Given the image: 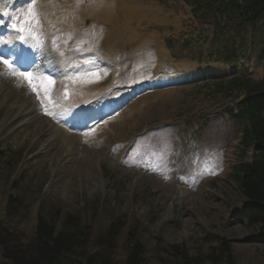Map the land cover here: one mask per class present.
<instances>
[{"label":"rangeland","instance_id":"rangeland-1","mask_svg":"<svg viewBox=\"0 0 264 264\" xmlns=\"http://www.w3.org/2000/svg\"><path fill=\"white\" fill-rule=\"evenodd\" d=\"M4 1L0 0V9ZM67 1H48L51 5V23L60 17L59 14L56 17L58 12L66 13L63 7L68 5ZM74 1L68 2L69 5ZM133 1L137 2L136 17L138 15L140 19L132 20V27L140 25L146 29L144 34L139 33V36L128 39L123 49L111 47L113 54L127 56L114 77L113 91L117 94L133 87L139 89L142 82L156 77L151 73L155 68L153 33L158 36L169 56L167 38H174L178 50L185 53L180 48L182 41L197 34L193 30L197 23L193 24L191 7L188 6L190 11L186 9L183 0H127L125 9ZM38 3L35 0V4ZM29 4L33 5L31 1ZM94 4L95 1L91 0L90 5ZM95 12V9L85 8L82 13L83 18L78 24L85 31L91 27H102V18L94 17ZM132 12V8L127 11L129 18L135 16ZM36 24L41 34L40 24ZM34 25L31 31L38 44L40 36L35 34ZM119 36L122 37L121 34ZM143 36L146 37L144 41H151L150 46L141 41ZM77 38L76 35L69 37L63 47L57 44L60 38L55 36L52 49L56 56L61 55V49L79 50L81 45L83 48L85 41ZM96 39H99V35H95L91 41ZM221 43L206 38L202 50L204 53L214 52L215 55L222 50ZM262 45L261 37L258 44L248 46L246 53L249 59L244 57L233 71L232 66L218 62L198 63L185 59L179 60V64H183L187 71L214 64L211 68L215 72L220 70L229 75L239 72L249 74L251 70L253 78L261 79L264 78ZM88 48L90 50L92 46ZM260 55L263 63H258ZM158 69L164 87L137 92L121 106L112 120L109 119L111 115H107L102 119V124L90 130L74 131V126H69L68 130L75 136L68 140L61 137V132L54 134V128L50 126L55 122L53 111L49 113L45 110L47 103L43 102V98H40V103L33 99L30 104L38 103L43 107L41 112L48 114V125H44L43 118L39 117L42 115L32 107L27 111L24 110L25 106H21L19 111L11 108V104L17 103L16 96H10L8 105L0 103V222L1 218L11 216L7 211L6 192L1 186L4 175L11 174L10 180L23 177L19 180L17 191L23 193L24 190V196L30 194L28 201L43 195L48 205L59 207L62 213L81 211L97 227L112 216L128 223L140 222L150 246L158 238L169 244L188 241V244L194 245L193 240H200L206 233H212L231 241L240 264H264V240L259 230L247 226L241 212L238 213L242 207L238 185L229 177L241 150L240 126L223 114L234 100L226 98L224 93L213 92L203 80H171L170 77L178 72H175L174 62L169 59ZM6 71L5 64L0 62V72L8 76ZM7 82L13 88L14 85L19 86L16 79ZM134 103H138L136 110L129 114L120 112ZM9 109H12L10 113ZM197 112L212 119L202 130V120H192V114ZM22 148L23 165L19 167L21 161L18 155L14 156V162L9 159L13 151ZM227 155H230L229 159ZM250 158L251 150L246 154V159ZM37 206L38 203L34 206L31 202L28 209L20 212L23 233L33 231L39 211ZM94 207H97L95 215ZM42 212L44 215L47 213ZM153 264H158L156 259Z\"/></svg>","mask_w":264,"mask_h":264},{"label":"trees","instance_id":"trees-1","mask_svg":"<svg viewBox=\"0 0 264 264\" xmlns=\"http://www.w3.org/2000/svg\"><path fill=\"white\" fill-rule=\"evenodd\" d=\"M188 1L220 15H224L223 7L239 24H250L253 28L259 19H264V0ZM231 84L232 89L242 87L246 91L235 115L237 123L244 127L241 155L244 157L251 145L257 149L255 158L240 162L231 177L246 206L247 225L264 233V80L245 76ZM10 176L4 175L1 183L11 216L1 218L0 222V264H153L155 259L158 264H240L232 243L219 235L193 240L194 245L188 241L169 244L158 238L150 246L140 222L128 223L112 216L97 227L81 211L62 213L59 207L48 205L42 196L29 202L30 194L24 196V190L17 191L19 181L10 180ZM37 201L39 211L34 229L30 234L23 233L20 212ZM96 210L94 207L93 215ZM42 211L47 213L44 215Z\"/></svg>","mask_w":264,"mask_h":264},{"label":"bare ground","instance_id":"bare-ground-1","mask_svg":"<svg viewBox=\"0 0 264 264\" xmlns=\"http://www.w3.org/2000/svg\"><path fill=\"white\" fill-rule=\"evenodd\" d=\"M41 5H48L47 2H43ZM72 9H74V15H68L67 17L65 16L63 21L59 20L61 22V27H58V29L56 30L55 28V34L58 35H69V36H72L74 35V26L78 28V24L73 22L75 21L77 18H79V13L75 10V7L74 5L70 6ZM39 8H42V7H39ZM44 9V8H43ZM97 9L99 10V14L100 16L103 18L104 20V27L108 28V31H109V34H110V39H112L113 37H116V39L118 38V32H119V29L121 28L122 25H124L125 23H127L128 19V14L125 13V4H124V0H123V3H122V13L121 14H116L114 9V3L113 5L111 4V10L113 9L114 13H110V4L107 0H97ZM136 9L137 7L134 6V11L133 12H136ZM68 19H71V21H69ZM129 27V29L125 30L122 32V34H126L130 31V33H133L132 32V26H127ZM49 28V27H48ZM103 31V34L107 35V32L104 29H102ZM154 37V35H153ZM65 37L62 38V41L64 40ZM104 38V36H103ZM124 38V37H123ZM121 38V39H117L118 42H115L117 45H119L120 47H124L123 44H124V39ZM109 40H107V44L106 46H101L102 48L104 49H107L108 48V42ZM148 42V44L150 43L149 41L146 40V43ZM99 44V42H98ZM154 45V43H153ZM144 46H145V43H144ZM150 46V45H149ZM4 52H7V53H14L16 55L18 54H23L24 51H22V48L21 46H16L14 44V46H10V44H8L6 47H4ZM155 51L157 53L156 55V58H157V64H161L162 62H164L166 59H167V56L168 54L166 53L165 49L161 46V45H157L156 48H155ZM31 51L30 49H28L27 51V54H30ZM92 54V52H91ZM99 53H95V55H98ZM93 55V54H92ZM110 55V54H109ZM107 62V60H106ZM121 62H124L123 59L119 60L118 61V64L121 63ZM62 64L66 67L67 64H68V61L65 60V58L62 60ZM109 64V63H108ZM110 65V64H109ZM178 65V69H179V72L177 74H175L174 76H172L171 78H179L181 76H186V70L184 68V65H180V64H177ZM8 68V67H7ZM51 68L53 69H56L58 72H59V69L60 67H55L53 65H51ZM106 68L107 70L111 68L108 67V65L106 64ZM113 68V67H112ZM10 69V68H8ZM59 73H65L62 69V72H59ZM61 75V78L59 79L60 81V85L57 86L58 89L56 90V94L57 95H60L61 93L64 92V90H67L69 88L68 86V81L69 80H72L74 77L72 75H64V74H60ZM4 73L3 72H0V103L1 104H6L8 105L9 103V100H10V96L11 97H15L16 96V99H17V103L16 105L15 104H11V108H15L17 109L18 111L20 110V107L21 106H25L24 110H29L31 109V107L33 106V104H30V101H32V97H33V93H32V90L29 88V86L27 85L26 82H23V80L19 77V76H14V77H11L9 75V77H4ZM14 79H16L18 81V87L14 85V88L12 86V84H9L7 81H14ZM108 79V80H107ZM104 81H108L107 83L109 85H113V81H109V75L106 77H104V79H102L101 77L99 78H96L95 76L91 79H88L86 78V80L84 81V83H87L88 86H86V95L84 96V100H88V99H91L96 93V91L98 89H107L108 87H106L104 85ZM18 88V89H17ZM134 89V88H133ZM133 89H131V92H135ZM22 93L25 94V96H21ZM103 102V99L100 100V104ZM136 104H132L133 107H137ZM110 108H114L113 106H110ZM108 107V108H109ZM12 111V109H9L8 110V113H10ZM35 111V109H34ZM128 112V109L126 110V113ZM88 113H92L91 112H88ZM131 113V112H130ZM129 114V113H128ZM90 122V121H89ZM43 123L44 125H48V123L43 120ZM51 128H54V134L57 133V132H61V137H63L65 140H68L70 139L72 136H75V135H72L71 132H69L68 130H66L63 127H58L57 125H55L53 122L50 124ZM101 135H99L100 137ZM102 138V137H101ZM66 145H68L67 141H66Z\"/></svg>","mask_w":264,"mask_h":264},{"label":"snow or ice","instance_id":"snow-or-ice-1","mask_svg":"<svg viewBox=\"0 0 264 264\" xmlns=\"http://www.w3.org/2000/svg\"><path fill=\"white\" fill-rule=\"evenodd\" d=\"M31 3L34 5L35 0H31ZM34 17H35V12L33 11V8L30 7L22 22L13 23L11 25L12 30L19 34V37H18L19 41L27 42L29 39L33 38L31 34V27H32V20L34 19ZM5 43L11 44L12 42L7 41L3 38H0V45L5 44ZM53 44L55 45V41H53ZM37 47H39V45H37ZM0 62L7 65L10 69L12 68V65L4 57H0ZM12 75L19 76L22 80H24L27 83V85L32 90V92L36 93L37 95H39V85L44 86L45 93H46L49 87H51L55 83L54 79L50 77H46V78H41L38 84L37 77H35L31 72L13 71ZM93 75H96V74H93ZM209 174H213V173L210 172Z\"/></svg>","mask_w":264,"mask_h":264}]
</instances>
